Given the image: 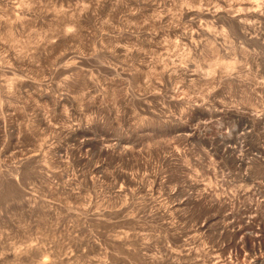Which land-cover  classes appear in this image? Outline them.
<instances>
[{
    "label": "rangeland",
    "instance_id": "374dc122",
    "mask_svg": "<svg viewBox=\"0 0 264 264\" xmlns=\"http://www.w3.org/2000/svg\"><path fill=\"white\" fill-rule=\"evenodd\" d=\"M250 7L0 0V264H264Z\"/></svg>",
    "mask_w": 264,
    "mask_h": 264
},
{
    "label": "bare ground",
    "instance_id": "6f19581e",
    "mask_svg": "<svg viewBox=\"0 0 264 264\" xmlns=\"http://www.w3.org/2000/svg\"><path fill=\"white\" fill-rule=\"evenodd\" d=\"M248 1V0H247ZM261 1V0H260ZM223 2V1H222ZM254 2V1H253ZM253 2H248L249 4L250 3H252L250 6H253ZM231 3V2H230ZM247 3V2H246ZM261 3V2H260ZM224 4V3H223ZM226 4V3H225ZM230 5V4H229ZM245 5V4H244ZM247 6V5H246ZM249 6V5H248ZM257 6V5H256ZM237 7V6H236ZM255 6H253L252 8H254ZM252 8L250 7L249 9H250V11L252 10ZM247 9H248V7H247ZM247 9H246V11H247ZM255 9H253L250 13H248L247 14V16L246 17H248V18H258V19H264V15H262V14H260V13H258V12H255L254 11ZM249 12V11H248ZM200 14V13H199ZM198 14V15H199ZM204 14V13H203ZM228 14V13H227ZM245 15H246V13H244ZM243 13H242V15L240 16H238V15H232V16H230V18L236 23V25H238L239 27H241L242 29H243V27L245 28V27H248V26H250L251 25V23H253L252 21H250L251 23H249V19L248 18H246L245 16L243 17V15H244ZM263 14H264V12H263ZM258 19H255V20H258ZM77 21V20H76ZM231 21V20H230ZM263 21V20H262ZM74 23V22H73ZM234 26V25H233ZM237 26V27H238ZM206 28V27H205ZM254 28V27H253ZM247 29V28H246ZM202 30V29H201ZM206 30V29H205ZM65 31V30H64ZM200 32V31H199ZM203 32L204 33H206L204 30H203ZM210 32V31H209ZM206 34H208V33H206ZM192 35V34H191ZM262 35H264V34H262ZM250 36V35H249ZM189 37H191V36H189ZM185 38H186V36H185ZM257 39V38H256ZM262 39H263V37H262ZM186 41H187V39H185ZM184 40V41H185ZM191 40V39H190ZM259 40V39H258ZM264 40V39H263ZM185 41V42H186ZM249 41V40H248ZM229 64V63H228ZM158 66V65H157ZM179 69V68H178ZM226 70V69H225ZM209 73V72H208ZM233 77V76H232ZM261 88V87H260ZM236 110V109H235ZM251 125V124H250ZM246 127H247V125H245V124H243V127L241 128V130L243 131V130H245L246 129ZM248 128V127H247ZM248 130V129H247ZM246 130V131H247ZM253 130V129H252ZM246 131H244L245 133H246ZM235 134V133H234ZM239 134V133H238ZM236 137H237V135H236ZM236 140H234V142H235ZM238 143L239 144H241L240 143V140L238 141ZM243 143V142H242ZM232 144H233V142H232ZM107 144L105 143V146H106ZM110 145V144H109ZM109 145H107V146H109ZM112 145V144H111ZM234 145V144H233ZM232 145V146H233ZM106 146V147H107ZM223 146H226V145H223ZM242 146V145H241ZM227 148H229L230 149V147H228V146H226ZM226 147H225V149H226ZM237 147V146H236ZM224 149V148H223ZM242 148H240V150H241ZM222 150V149H221ZM254 155V154H253ZM236 162L237 163H239L240 165H242V164H244L243 163V159H241V158H236ZM18 180V179H17ZM260 186V185H259ZM258 205V204H257ZM197 226V225H196ZM255 239L256 240H259V237L257 236V234L255 235ZM254 240V239H253ZM259 245H261L263 248H264V240L262 241V242H260L259 243ZM251 256V255H250ZM261 262V261H260ZM39 264H48V262H46V260H40V262H39Z\"/></svg>",
    "mask_w": 264,
    "mask_h": 264
}]
</instances>
